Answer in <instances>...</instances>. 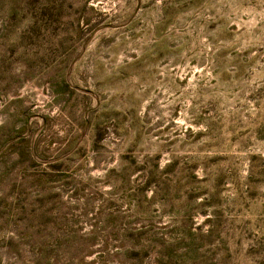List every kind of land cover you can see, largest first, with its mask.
<instances>
[{"label":"rangeland","instance_id":"1","mask_svg":"<svg viewBox=\"0 0 264 264\" xmlns=\"http://www.w3.org/2000/svg\"><path fill=\"white\" fill-rule=\"evenodd\" d=\"M0 264H264V0H0Z\"/></svg>","mask_w":264,"mask_h":264}]
</instances>
